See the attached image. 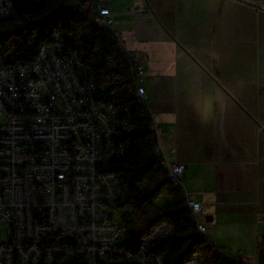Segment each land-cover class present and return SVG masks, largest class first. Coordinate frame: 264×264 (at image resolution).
Wrapping results in <instances>:
<instances>
[{
  "label": "built area",
  "instance_id": "obj_1",
  "mask_svg": "<svg viewBox=\"0 0 264 264\" xmlns=\"http://www.w3.org/2000/svg\"><path fill=\"white\" fill-rule=\"evenodd\" d=\"M48 1L0 0V22L11 17L17 2ZM88 2L91 18L124 52L137 101L147 107L141 85L145 56L124 49L105 5ZM80 45L79 38L70 42L55 32L26 63L5 62L8 46L0 45V264H166L150 248L174 235L169 220L145 233L136 249L125 245V224L158 204L122 203L128 184L102 168L131 150V107L112 102L116 76L107 74L112 62H106L104 72L91 71L78 60ZM155 118L149 110L154 154L184 199L196 234L206 238L211 228L202 203L185 188V166L168 160L175 149L163 151ZM62 238L68 242L60 243ZM238 259L239 254L233 258L241 263ZM184 264L201 263L194 253Z\"/></svg>",
  "mask_w": 264,
  "mask_h": 264
},
{
  "label": "crops",
  "instance_id": "obj_2",
  "mask_svg": "<svg viewBox=\"0 0 264 264\" xmlns=\"http://www.w3.org/2000/svg\"><path fill=\"white\" fill-rule=\"evenodd\" d=\"M95 1L124 49L145 56L146 105L202 203L206 239L231 259L264 264V3Z\"/></svg>",
  "mask_w": 264,
  "mask_h": 264
},
{
  "label": "trees",
  "instance_id": "obj_3",
  "mask_svg": "<svg viewBox=\"0 0 264 264\" xmlns=\"http://www.w3.org/2000/svg\"><path fill=\"white\" fill-rule=\"evenodd\" d=\"M55 32L70 42L80 39L78 60L91 71L104 72L106 62L111 61L107 74L116 76L111 84L116 91L112 102L131 107L128 115L133 125L128 134L131 150L125 158L102 166L105 172L115 173L128 184L129 189L121 202L145 206L152 205L163 192L171 196L170 201L158 204L137 222L125 224L126 247L136 249L145 233L158 222L169 220L175 227L174 235L152 244L150 248L151 252L161 254L166 264H184L194 253L199 256L201 264H243L224 256L205 237L196 234L195 223L184 199L169 184L154 154V139L148 129L149 110L137 101L125 54L109 31L91 18L88 0L15 3L11 17L0 22V45L8 46L3 60L7 63L32 61L41 44L50 41Z\"/></svg>",
  "mask_w": 264,
  "mask_h": 264
},
{
  "label": "rangeland",
  "instance_id": "obj_4",
  "mask_svg": "<svg viewBox=\"0 0 264 264\" xmlns=\"http://www.w3.org/2000/svg\"><path fill=\"white\" fill-rule=\"evenodd\" d=\"M171 196L168 195L166 192H163L160 196H158L153 202L156 204H161L165 201H170Z\"/></svg>",
  "mask_w": 264,
  "mask_h": 264
},
{
  "label": "water",
  "instance_id": "obj_5",
  "mask_svg": "<svg viewBox=\"0 0 264 264\" xmlns=\"http://www.w3.org/2000/svg\"><path fill=\"white\" fill-rule=\"evenodd\" d=\"M253 1H264V0H253ZM205 220L208 222L209 221V219L208 218H205ZM68 242V240L66 239V238H62L61 240H60V243H67Z\"/></svg>",
  "mask_w": 264,
  "mask_h": 264
}]
</instances>
